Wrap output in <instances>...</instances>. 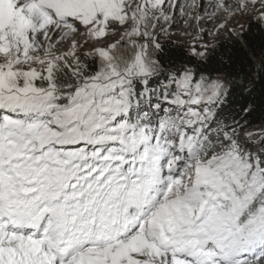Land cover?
I'll use <instances>...</instances> for the list:
<instances>
[{"label": "snow or ice", "instance_id": "6c2138e0", "mask_svg": "<svg viewBox=\"0 0 264 264\" xmlns=\"http://www.w3.org/2000/svg\"><path fill=\"white\" fill-rule=\"evenodd\" d=\"M225 32L264 77V0H0V264H264Z\"/></svg>", "mask_w": 264, "mask_h": 264}, {"label": "trees", "instance_id": "16d2710c", "mask_svg": "<svg viewBox=\"0 0 264 264\" xmlns=\"http://www.w3.org/2000/svg\"><path fill=\"white\" fill-rule=\"evenodd\" d=\"M216 44L218 59L222 57L227 63L231 58V70L236 73L237 80L233 85L236 100L255 109L250 119L253 126L260 125L264 122V77L257 68L262 45L259 34L250 36L246 44H234L232 38L221 39ZM241 77L243 82H240Z\"/></svg>", "mask_w": 264, "mask_h": 264}, {"label": "rangeland", "instance_id": "374dc122", "mask_svg": "<svg viewBox=\"0 0 264 264\" xmlns=\"http://www.w3.org/2000/svg\"><path fill=\"white\" fill-rule=\"evenodd\" d=\"M208 27H213V25H211V24H209V25H207ZM175 30V29H174ZM229 38H231L226 32L225 33H222L219 37H218V39H217V41H219V40H221V39H229ZM211 38L210 37H208L206 34H205V40H210ZM216 41V42H217Z\"/></svg>", "mask_w": 264, "mask_h": 264}]
</instances>
